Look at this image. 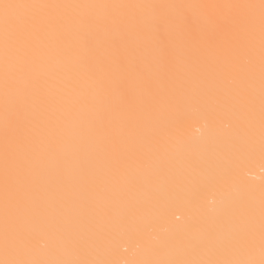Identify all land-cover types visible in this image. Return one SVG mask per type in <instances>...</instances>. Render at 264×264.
<instances>
[{
  "label": "snow or ice",
  "instance_id": "1",
  "mask_svg": "<svg viewBox=\"0 0 264 264\" xmlns=\"http://www.w3.org/2000/svg\"><path fill=\"white\" fill-rule=\"evenodd\" d=\"M257 165L264 0H0V264H264Z\"/></svg>",
  "mask_w": 264,
  "mask_h": 264
},
{
  "label": "bare ground",
  "instance_id": "2",
  "mask_svg": "<svg viewBox=\"0 0 264 264\" xmlns=\"http://www.w3.org/2000/svg\"><path fill=\"white\" fill-rule=\"evenodd\" d=\"M54 2H233V0H54ZM193 133L195 129L193 128ZM264 173L261 172L260 167L257 165L249 174V178L252 182L259 184L261 176ZM206 198L209 204L215 199H218L217 193L210 190L206 193ZM129 244L134 246L135 242L130 241Z\"/></svg>",
  "mask_w": 264,
  "mask_h": 264
}]
</instances>
